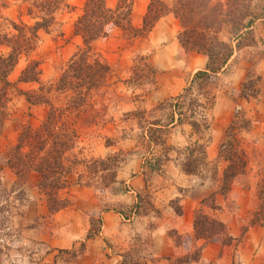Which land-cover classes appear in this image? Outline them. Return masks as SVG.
<instances>
[{
	"label": "crops",
	"instance_id": "0c3cea01",
	"mask_svg": "<svg viewBox=\"0 0 264 264\" xmlns=\"http://www.w3.org/2000/svg\"><path fill=\"white\" fill-rule=\"evenodd\" d=\"M162 1L171 7L174 0ZM131 2L130 22L139 28L150 0ZM75 3L54 14L49 30L37 31L35 47L18 57L8 75L12 85L7 90L8 115L0 128V154L5 151V132L14 134L7 143L15 145L19 128L40 129L50 107L58 115L74 96L70 89L58 90L57 80L74 53L83 47L73 28L84 0ZM26 4L27 0H0V21L8 24L0 29L2 56L10 51L4 38L17 33L12 23H33ZM115 4L113 0V7ZM179 30L178 21L169 13L159 18L145 37L131 38L113 28L108 36L91 43L90 61L96 59L108 67L104 83L87 93V105H81L78 112L65 111L51 129L54 135L62 130L76 133L73 147L62 157L69 172L63 177V187L56 191V197L67 205L49 213L41 193L36 200L37 215L47 218L51 229L31 233L47 251L74 253V259L62 264H128L127 256L110 241L117 230L129 224L143 236H151L145 252L149 258L136 264H171L183 247L173 243L176 234L187 236L189 246L201 247L199 260L193 264H259L264 260V228L249 227L241 236L257 203L258 172L264 175V54L259 48L260 40L264 45V34L257 33L255 45L234 50L224 67L210 76L217 85L206 120L199 116L187 120L165 103L183 102L178 98L195 74L205 70L208 59L203 54L184 53L177 41ZM218 37L231 40L229 28L222 27ZM231 44L234 46L235 41ZM30 61L38 63L37 82H19ZM144 64L155 70L150 78L145 77ZM136 70L141 76L134 82ZM253 78H258L256 94L243 96L244 85ZM43 86L47 88L41 95L44 102L30 104L21 94L38 95ZM96 106L101 109L92 110ZM231 126L230 133L244 154L246 174L222 192L228 161L220 155V148ZM91 128L96 133L89 137ZM100 158L113 163V181L98 186L103 193L114 189L113 208L103 211L99 208V189L91 182L94 174L87 169ZM135 208H139L137 214ZM199 213L223 224L220 240L241 236L240 240L213 243L196 239L193 222ZM93 217L97 228L91 230ZM170 229L176 233L170 235Z\"/></svg>",
	"mask_w": 264,
	"mask_h": 264
},
{
	"label": "trees",
	"instance_id": "16d2710c",
	"mask_svg": "<svg viewBox=\"0 0 264 264\" xmlns=\"http://www.w3.org/2000/svg\"><path fill=\"white\" fill-rule=\"evenodd\" d=\"M67 0H27V15L33 20L32 25L23 22L12 23L16 35L4 38L10 51L8 55H0V128L8 115L7 90L12 85L8 78L9 73L17 63L20 55H26L37 43V31L49 30L54 23V14L60 9L67 8ZM174 0L168 7L162 0H150L146 13L142 18L139 28H134L130 22L131 0H116L114 7L107 6L106 0H84L81 15L74 23V33L82 38L83 47L74 53L73 57L57 80L58 90L70 89L74 92L65 109H61L55 115L51 107L47 112V120L40 129L32 131L26 127L21 130L15 145L10 147L9 154L5 158V165L14 173L16 180L11 188L6 189L0 179V198L7 204L21 203L25 197L19 185L23 183L24 176L34 172L38 177L37 187L48 196V212L52 213L67 205L66 201L56 197V191L63 187V177L69 172L63 164V153L73 147L76 139L74 130L63 131L57 135L52 133L55 119H63L64 112L70 110L79 111L85 103L87 93L104 83L108 67L94 59L90 61V45L99 38H105L113 28H119L129 37H145L155 22L167 15L172 14L178 21L180 30L177 41L184 53L195 52L207 57L208 62L205 70L197 72L194 81L189 84L178 101L191 94L193 87L204 90L210 76L218 73L231 57L234 50L241 46L255 45L257 33L264 34V0ZM255 10V11H254ZM222 27H228L231 40L222 41L218 37ZM258 39V38H257ZM235 45L232 46V42ZM262 43L263 41L260 40ZM261 43V45H263ZM263 53V52H261ZM142 70V69H140ZM145 77L150 78L155 70L144 64ZM39 74L38 63L30 61L21 72L19 82H37ZM141 76L139 70L132 77L136 82ZM246 89L243 87V90ZM202 90V91H203ZM28 103L44 102L40 95L21 93ZM182 102L165 103L173 106L179 116L189 120L193 115L192 105H188L187 113L180 112ZM84 112V111H82ZM189 113V116L186 114ZM186 116V117H185ZM194 128L195 122H191ZM232 126L227 131V140L221 145L220 155L228 161L223 172L222 192H225L229 184L235 179H240L246 174V161L244 154L238 149V141L230 133ZM108 158L95 159L88 164L89 173L95 174L92 166L101 165ZM113 166V163L112 165ZM258 172V171H257ZM259 181L256 184L257 203L250 213L245 227L242 228L241 236L249 227L260 226L264 228V175L258 172ZM109 181H113L111 174ZM49 189L51 192L49 193ZM99 189V188H98ZM101 189V188H100ZM11 194L13 195L10 198ZM196 239L209 241L224 233L223 224L206 218L203 214L196 215L193 222ZM240 237L226 238L238 242ZM201 247H199V251ZM198 256V255H196ZM197 258V257H196ZM195 259V257H194ZM193 261V260H192ZM196 261V260H195Z\"/></svg>",
	"mask_w": 264,
	"mask_h": 264
},
{
	"label": "rangeland",
	"instance_id": "374dc122",
	"mask_svg": "<svg viewBox=\"0 0 264 264\" xmlns=\"http://www.w3.org/2000/svg\"><path fill=\"white\" fill-rule=\"evenodd\" d=\"M224 1L225 0H223V2ZM256 2L257 0H253L252 4ZM68 3L77 4V0H69V2L67 0L66 4ZM106 3L107 6L111 7L112 5L113 7V0H106ZM28 5L29 3L26 4V7ZM62 9H64V7ZM7 25V22L3 20L0 21V29L2 28L4 30ZM260 46L261 47L259 48L264 54V45L260 44ZM257 79L258 78H253L244 85V88L246 89L242 90L243 96H254L256 94V87L258 86ZM205 85L206 87L204 88V90L202 89L203 91L197 90L196 85L195 88L193 87V89L191 90V94L185 96L186 98L183 99L182 104L179 106V110L180 112H182V114L187 113L189 109L188 105H192L194 110L192 113L193 116L191 118L199 116L201 119L206 120L207 109L209 108L212 101V95L214 94L213 92L216 87L215 85H217V80L209 78L208 83H206ZM54 86H56L55 83ZM46 89V86L39 88V92L37 94L39 96H43V94L45 95V93L47 92ZM95 109H101V106L92 108V110ZM85 110L88 111L87 108H84V111ZM27 116L28 113L27 115H23L22 117ZM186 116H189V113L186 114ZM21 130L22 129L19 128V135L21 133ZM16 132H18V129H15V135ZM88 132L90 133L89 137H91L92 135H95L96 130H94V128H91ZM59 133H56V135ZM13 136L14 134L11 135L8 133V131L5 132V151L0 154V179L6 189L11 188L16 180L14 173L5 165V158L9 154L8 152L11 147V144L7 143V141L9 138H13ZM87 142L89 144L91 143L89 140ZM111 165V161H107L101 165L98 164L96 166H92L91 169L95 170V174L92 176L93 178L91 182L95 187H97V189L99 188L98 186H102L105 182L107 183L108 179H110L112 172ZM97 170L98 175L95 177ZM35 182H38V177L34 172H30L24 176L23 183L22 185L20 184L19 187L21 191L24 192L25 197L19 204L17 202L5 204L0 198V264H62L71 261L72 259H74L73 257H75L74 253H72L71 251H47L46 247L41 242L32 238L31 233H45L46 231H49L51 229L50 222L47 220V218H45L44 216L39 217V215H37L38 210L36 200L39 199V195L41 193H43L46 201L48 196L45 195L44 191L40 190L39 188H35ZM36 189H39V191H37ZM103 191L100 188L98 190L99 208L101 211L113 208L112 192L114 191V189H108L104 193ZM48 192L50 193L51 189H49ZM12 196L13 195L11 194L10 198H12ZM46 207L48 209V204ZM135 210L136 212L134 213L137 214L139 208H135ZM91 220L92 221L90 229L94 230L97 228L96 217L91 218ZM129 225L130 226L120 228L115 232L116 235L114 236V240L110 241V245L117 247L118 251H121L122 254H125V257L127 256L126 262L128 264H136L149 258V253L147 254L145 252L150 244L151 236H147L146 234L145 236H143L138 228H136L134 225ZM153 227L154 226L149 227L151 231L153 230ZM174 232V230L170 229L169 233L170 235H173ZM145 233L148 232L145 231ZM176 235H173V243H180L183 247L179 252L178 257L174 258L171 264H193V261H198L200 257L199 246H189L187 236ZM217 240H220L218 236L214 239H210L209 241L214 243L218 242ZM220 242L228 243L226 238H222ZM231 264H234V262ZM237 264L240 263L237 262ZM259 264H264V260H262Z\"/></svg>",
	"mask_w": 264,
	"mask_h": 264
}]
</instances>
